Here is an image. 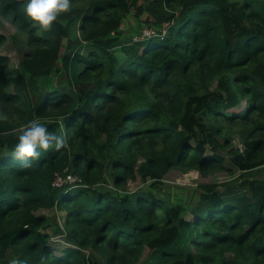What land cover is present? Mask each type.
<instances>
[{
    "label": "trees",
    "instance_id": "trees-1",
    "mask_svg": "<svg viewBox=\"0 0 264 264\" xmlns=\"http://www.w3.org/2000/svg\"><path fill=\"white\" fill-rule=\"evenodd\" d=\"M24 8L0 0L17 29L0 30V264H264V0H71L47 30ZM131 13L146 31L123 42ZM22 35L13 68L2 49ZM30 121L64 144L25 168ZM177 168L241 175L245 193L200 184L185 211L161 194ZM65 171L81 182L56 186Z\"/></svg>",
    "mask_w": 264,
    "mask_h": 264
},
{
    "label": "rangeland",
    "instance_id": "rangeland-1",
    "mask_svg": "<svg viewBox=\"0 0 264 264\" xmlns=\"http://www.w3.org/2000/svg\"><path fill=\"white\" fill-rule=\"evenodd\" d=\"M0 30L7 34L8 37L17 31V29L8 22H5L4 26H0ZM145 31L146 26H142V24L137 20L134 14L131 13L126 17L125 21L122 24L121 40L123 42L135 41L137 38H140V34L142 32L144 33ZM24 41V35H22L21 39H19L17 42H13V40L9 38L7 44L2 49L4 54L10 56L13 68L19 67L21 54L27 49ZM40 84L43 85V81H40ZM214 86L215 83L213 84V87ZM232 137L234 146L236 148H239L240 151H243L245 149V144L243 143L240 134L237 131H234L232 133ZM225 165L237 170L234 163L229 159L226 160ZM235 175H240L239 171H236ZM227 176L228 175L226 174V172L223 171H212L208 172L207 174H201L197 170L184 171L181 168H177L174 170H170L165 176V191H161V194L167 196L170 201L179 204L183 208V210L187 211L191 206L195 205V201L201 194V190H199L198 187L200 184H212L215 182L223 183L225 182ZM242 177L243 176L240 175L229 182L223 183V185L220 187V190L226 192L228 191V193H240L242 195V193H245V187L243 186L244 178ZM146 187L147 184L144 183L140 177H138L136 180H131L128 183L126 189L130 192H137L138 190H140V188ZM99 188L101 190L113 193H116L118 191V188H116L112 184V180L110 184L105 182L100 185ZM39 214H45L49 217L55 218L57 221H60V219L63 217L62 213L50 210H42L39 212ZM191 216L192 215L190 213L187 214L188 218H192ZM66 239L67 238L63 234L62 230L60 231L58 229L57 234L54 233L52 240L55 244H57L55 248L58 254L61 253V249H57L59 245L70 246V243H68ZM99 260L102 259L99 258Z\"/></svg>",
    "mask_w": 264,
    "mask_h": 264
},
{
    "label": "clouds",
    "instance_id": "clouds-1",
    "mask_svg": "<svg viewBox=\"0 0 264 264\" xmlns=\"http://www.w3.org/2000/svg\"><path fill=\"white\" fill-rule=\"evenodd\" d=\"M71 10V0H25V14L44 29L52 27L53 22L61 13ZM55 140L57 148L63 146L61 137H53L45 125L30 121L23 133L18 137L15 147L16 158L22 162V167H30L33 160L40 155L38 149H48L50 142ZM28 158H33L29 160Z\"/></svg>",
    "mask_w": 264,
    "mask_h": 264
},
{
    "label": "built area",
    "instance_id": "built-area-1",
    "mask_svg": "<svg viewBox=\"0 0 264 264\" xmlns=\"http://www.w3.org/2000/svg\"><path fill=\"white\" fill-rule=\"evenodd\" d=\"M65 175L63 174H58L56 179H55V185L56 186H60L64 183H68V184H78L81 182V180L79 179L78 176L72 174V173H68L67 171L64 172Z\"/></svg>",
    "mask_w": 264,
    "mask_h": 264
}]
</instances>
